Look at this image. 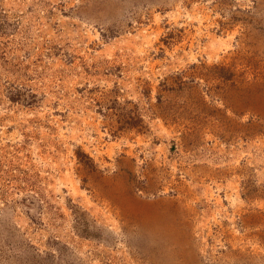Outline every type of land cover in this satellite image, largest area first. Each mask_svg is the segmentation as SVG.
<instances>
[{"label": "rangeland", "instance_id": "1", "mask_svg": "<svg viewBox=\"0 0 264 264\" xmlns=\"http://www.w3.org/2000/svg\"><path fill=\"white\" fill-rule=\"evenodd\" d=\"M0 264H264V0H0Z\"/></svg>", "mask_w": 264, "mask_h": 264}]
</instances>
